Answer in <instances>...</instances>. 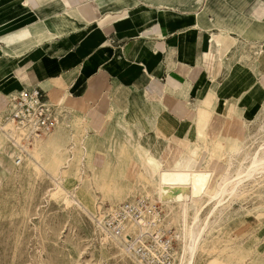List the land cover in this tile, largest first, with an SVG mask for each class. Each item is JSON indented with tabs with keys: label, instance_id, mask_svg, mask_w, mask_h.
<instances>
[{
	"label": "crops",
	"instance_id": "obj_1",
	"mask_svg": "<svg viewBox=\"0 0 264 264\" xmlns=\"http://www.w3.org/2000/svg\"><path fill=\"white\" fill-rule=\"evenodd\" d=\"M28 88L159 170L219 161L264 114V0H0V102Z\"/></svg>",
	"mask_w": 264,
	"mask_h": 264
},
{
	"label": "rangeland",
	"instance_id": "obj_2",
	"mask_svg": "<svg viewBox=\"0 0 264 264\" xmlns=\"http://www.w3.org/2000/svg\"><path fill=\"white\" fill-rule=\"evenodd\" d=\"M10 95L0 102V264H140L98 228V220L114 206L144 196L161 205L177 238L185 234L180 205L158 200L151 173L161 170L140 157L147 153L156 158L130 129L128 117L118 123L117 134L90 135L81 115L60 101H50L60 116L59 128L34 138L23 155L11 144V126L3 127ZM257 119L244 140L234 142L219 161L210 154L212 140L201 135L206 152L193 143L187 148L193 163L176 166H199L217 178L230 167L235 176L264 145V114ZM18 156L23 158L21 165ZM249 180L212 216L213 206L202 212L200 224L210 215V225L194 264H264V172ZM199 207H190L188 224ZM176 245L177 264H188L187 254L182 263L184 243L178 238Z\"/></svg>",
	"mask_w": 264,
	"mask_h": 264
},
{
	"label": "built area",
	"instance_id": "obj_3",
	"mask_svg": "<svg viewBox=\"0 0 264 264\" xmlns=\"http://www.w3.org/2000/svg\"><path fill=\"white\" fill-rule=\"evenodd\" d=\"M5 120L23 132L15 143L24 155L34 138L57 129L60 116L40 88H28L10 95ZM16 159L21 165L23 161ZM98 228L140 264H176V231L167 226L166 215L156 201L136 198L122 202L98 220Z\"/></svg>",
	"mask_w": 264,
	"mask_h": 264
},
{
	"label": "bare ground",
	"instance_id": "obj_4",
	"mask_svg": "<svg viewBox=\"0 0 264 264\" xmlns=\"http://www.w3.org/2000/svg\"><path fill=\"white\" fill-rule=\"evenodd\" d=\"M9 112L10 108H8L4 117H6ZM7 126H11L12 128V130L10 129L7 132V134L11 136V144L13 146H17L15 142H19L21 140L23 132L17 129L12 122L3 123V127ZM50 134L44 136H48ZM259 148L260 149H258L249 159L250 161L248 162L247 167L244 170L240 168L235 176H231L232 174L229 170L230 167L227 168L226 174L220 178H217L212 170H204L199 166L193 169H185L170 165L169 168L161 169L158 175L151 173V176L156 184L159 196L158 200L162 204L177 203L183 211V216L185 218V225H183L185 228L183 230L185 231V234L183 235L182 232V235L178 236L180 241L184 243V258H182V263L185 259V254H187L188 264H194L196 253L199 249L200 242L203 239L206 229L210 225V217L212 214L225 206L227 198L237 195L239 188L246 181L252 177L254 178L255 174L258 175V173L264 172V145L261 147L259 146ZM20 159L23 161L22 157ZM144 197L148 198L149 196ZM196 205H200V207L198 208L196 215L193 216L194 218L192 223L188 224V211L191 206ZM209 206H213V212L211 211V216L209 215L205 222L200 224L202 220L201 214Z\"/></svg>",
	"mask_w": 264,
	"mask_h": 264
}]
</instances>
